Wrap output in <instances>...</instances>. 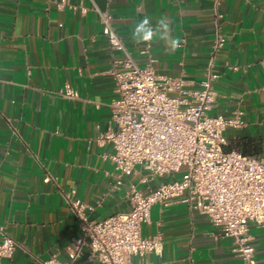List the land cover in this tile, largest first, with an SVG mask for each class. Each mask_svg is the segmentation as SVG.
Masks as SVG:
<instances>
[{
	"label": "crops",
	"instance_id": "obj_1",
	"mask_svg": "<svg viewBox=\"0 0 264 264\" xmlns=\"http://www.w3.org/2000/svg\"><path fill=\"white\" fill-rule=\"evenodd\" d=\"M60 2L0 0V228L16 242L0 264H40L49 254L67 260L66 245L80 233L67 198L85 203L98 221L127 210L131 185L148 191L177 176L151 177L140 168L119 176L104 158L111 145L98 138L112 128L111 69L121 54L101 33L97 10L110 12L139 65L181 76L187 89L200 86L219 33L210 113L240 111L242 125L224 131L225 149L264 155V0ZM145 16L154 28L167 19L180 47L170 51L158 38L135 43L134 25ZM65 83L76 97L60 93ZM141 233L159 236L162 248L132 255V264H242L231 237L176 200L153 204ZM248 234L255 264H264V226L251 223ZM73 264L101 263L80 256Z\"/></svg>",
	"mask_w": 264,
	"mask_h": 264
},
{
	"label": "built area",
	"instance_id": "obj_2",
	"mask_svg": "<svg viewBox=\"0 0 264 264\" xmlns=\"http://www.w3.org/2000/svg\"><path fill=\"white\" fill-rule=\"evenodd\" d=\"M97 12L101 33L110 48L121 54L111 69L115 92L112 128L98 138L111 145L104 158L119 176L137 168L151 177L177 176L158 182L148 191L131 185L127 210L98 221L88 218L85 203L67 198L80 233L66 245L67 260L49 254L39 260L40 264H73L80 256L88 262L132 264V255L158 253L160 237L143 236L141 229L149 221L151 206L168 200L185 203L206 215L224 236L233 239L242 264H255L248 230L251 223L264 226V155L225 149L224 131L242 125L240 111L233 116L210 113L213 80L217 77L214 56L222 46V37L215 33L200 86L187 89L181 76L157 74L149 61L139 65L114 29L110 12ZM147 49L148 44L144 51ZM60 93L69 98L77 96L69 83ZM15 247L16 242L0 228V259L10 258Z\"/></svg>",
	"mask_w": 264,
	"mask_h": 264
},
{
	"label": "clouds",
	"instance_id": "obj_3",
	"mask_svg": "<svg viewBox=\"0 0 264 264\" xmlns=\"http://www.w3.org/2000/svg\"><path fill=\"white\" fill-rule=\"evenodd\" d=\"M131 36L137 44L147 43L158 38L164 42L170 51H175L181 45V40L172 36L170 22L167 19L158 20L157 26L154 28L151 20L145 16L134 25Z\"/></svg>",
	"mask_w": 264,
	"mask_h": 264
}]
</instances>
